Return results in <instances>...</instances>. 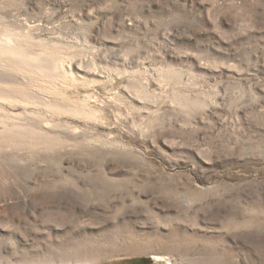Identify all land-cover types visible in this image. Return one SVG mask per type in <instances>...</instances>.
<instances>
[{
  "label": "rangeland",
  "instance_id": "374dc122",
  "mask_svg": "<svg viewBox=\"0 0 264 264\" xmlns=\"http://www.w3.org/2000/svg\"><path fill=\"white\" fill-rule=\"evenodd\" d=\"M0 264H264V0H0Z\"/></svg>",
  "mask_w": 264,
  "mask_h": 264
}]
</instances>
